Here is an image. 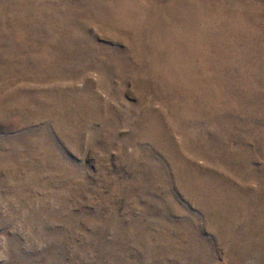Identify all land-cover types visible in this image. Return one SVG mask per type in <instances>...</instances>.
<instances>
[{
    "label": "rangeland",
    "instance_id": "rangeland-1",
    "mask_svg": "<svg viewBox=\"0 0 264 264\" xmlns=\"http://www.w3.org/2000/svg\"><path fill=\"white\" fill-rule=\"evenodd\" d=\"M0 264H264V0H0Z\"/></svg>",
    "mask_w": 264,
    "mask_h": 264
}]
</instances>
